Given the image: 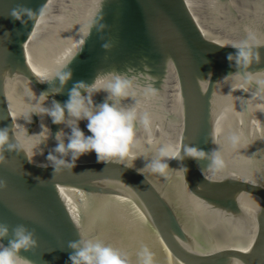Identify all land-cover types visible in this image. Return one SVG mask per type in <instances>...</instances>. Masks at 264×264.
Here are the masks:
<instances>
[{
	"label": "water",
	"instance_id": "95a60500",
	"mask_svg": "<svg viewBox=\"0 0 264 264\" xmlns=\"http://www.w3.org/2000/svg\"><path fill=\"white\" fill-rule=\"evenodd\" d=\"M17 4L33 12L21 13L25 24L11 17ZM242 41L253 58L230 67L226 55L237 50L220 46ZM65 65L71 79L45 107L63 104L78 81L115 73L132 82L135 94L122 103L151 118L136 129L134 159L97 163L92 152L55 175L38 166L56 133L70 129L26 116L59 87L39 80ZM6 126L19 152L0 166V222L35 229L38 247L20 252L32 264H70L67 242L80 237L110 244L129 264H142L145 247L151 264H264V0H0ZM184 144L205 158L169 159L165 175L145 167L161 146ZM211 150L222 161L215 169Z\"/></svg>",
	"mask_w": 264,
	"mask_h": 264
},
{
	"label": "clouds",
	"instance_id": "9594fccd",
	"mask_svg": "<svg viewBox=\"0 0 264 264\" xmlns=\"http://www.w3.org/2000/svg\"><path fill=\"white\" fill-rule=\"evenodd\" d=\"M21 13L30 19L33 12L22 4H17L12 10L11 17L20 21L21 24H25L26 21L22 19ZM102 47L106 48L107 44ZM220 47H232L237 50L235 53L226 55L230 67L233 61L237 66L247 65L253 58L247 41L224 44ZM255 58L259 60L258 52L255 54ZM66 66L44 75L39 80L41 83H51L54 79H58L59 87H50L49 92L41 93L39 97H42L43 100H38V107L31 105L26 116L29 123L32 114L40 117L48 116L53 124H64L70 129V133H65L63 129L56 133V146L48 152L47 163L38 166L42 168L51 166L53 175H55L61 168L72 170L81 156L92 152L96 155L97 163L125 164L126 160L134 159L135 155L131 149L138 144L136 129L140 126L147 129L150 126L151 118L147 112L140 113L135 108L126 107L122 103L135 94L132 82L122 74L115 73L108 78L96 77L91 85L78 81L69 90L68 99L63 104L53 100L49 107H45L44 101L47 96L61 94L64 86L71 79V70ZM231 75L230 73L228 76ZM84 89L89 91L85 92ZM101 91L106 93L104 100L94 103L93 96ZM81 120L87 121L86 128L91 135L86 136L80 129L79 122ZM9 133V127L0 128V166L7 163L5 153L19 152L17 151L18 144L14 137L10 140ZM65 139L67 143H65ZM182 147L183 155H181ZM208 153L212 155L209 166L215 169L222 163L219 154L212 150ZM205 156L204 150L189 146V144H184L174 150H170L167 146H161L152 158L147 159L145 167L153 173L165 175L166 170L169 169L167 162L169 159L183 160L187 157L199 162ZM29 162L31 163L32 160ZM126 166L130 167V165ZM137 171L142 174L139 170ZM183 172L186 173L187 168H183ZM36 179L38 183L41 181L39 177ZM6 188L7 180L0 177V191ZM3 240H7V245L0 243V264H32L30 260L22 257L20 252H32L38 247L35 229H29L24 224L10 226L0 222V241ZM67 247L71 250L68 256L70 264H129L126 253H122L119 249L99 239L80 237L78 240L68 241ZM138 256L142 264H151L152 255L146 247L138 253Z\"/></svg>",
	"mask_w": 264,
	"mask_h": 264
}]
</instances>
